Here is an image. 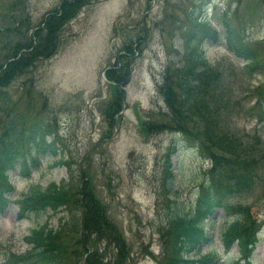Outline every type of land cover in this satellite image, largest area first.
Wrapping results in <instances>:
<instances>
[{
    "label": "rangeland",
    "instance_id": "rangeland-1",
    "mask_svg": "<svg viewBox=\"0 0 264 264\" xmlns=\"http://www.w3.org/2000/svg\"><path fill=\"white\" fill-rule=\"evenodd\" d=\"M21 1L19 13L30 14V28H24L30 35L61 2ZM10 2L0 0V17L9 12ZM262 4L263 0H96L85 7L60 34L61 49L53 58L37 64L31 74L33 68L8 90L17 99L21 116V111L25 115L23 123H38L30 132L51 133L45 139L34 137V144L40 145L36 143L39 139L43 145H54L56 154L35 156L32 163L42 164L30 176L21 174L19 164L10 170L9 181L15 190L12 202L0 211V264L8 253L23 255L31 250L26 237L32 230L47 223L56 230L63 222L80 221V212L73 208L58 214L33 213L21 219L18 200L63 182L71 186L73 199L84 198L86 184L91 192L93 189L104 203L108 221L117 223L127 240L129 264H166L164 256L171 248H165L164 242L173 241V237L163 227L169 225L176 209L183 215L192 207L210 164L186 146L182 135L168 130L155 132L154 125L167 112L158 90L164 70L168 62L182 60V33L190 24V14L211 19L222 40L204 45L205 58L221 68L232 91L230 126L242 137L259 134L264 141V120L260 118L264 108L261 111L256 93L257 88L264 87V74L249 78L244 73V61L227 48L223 26L227 22L253 42L264 40ZM11 13L14 16L16 12ZM2 23L0 19L2 33H11L15 42L21 38L16 28L6 32ZM128 45H133L130 73L118 87L124 92L122 111H111L117 86L106 79V71L121 73L119 58ZM1 46L0 63L11 55V47L7 53ZM30 82L34 87L23 88ZM172 143L177 149L172 157L173 177L166 178V156ZM171 201L176 204L171 205ZM241 203L251 205V219L264 226V185H257ZM231 222L221 213L207 224L212 239L202 246L201 255H215L218 264H237L238 246L229 253L236 258L229 261L223 247V235ZM251 261L264 264V227ZM68 264L84 262L75 258Z\"/></svg>",
    "mask_w": 264,
    "mask_h": 264
},
{
    "label": "trees",
    "instance_id": "trees-1",
    "mask_svg": "<svg viewBox=\"0 0 264 264\" xmlns=\"http://www.w3.org/2000/svg\"><path fill=\"white\" fill-rule=\"evenodd\" d=\"M22 2L11 0L7 5L9 12L0 17L6 32L16 28L18 37H21L15 42L11 33L0 30L1 47L7 53L11 47L10 57L0 63V209L5 208L13 188L10 187V170L16 169L19 164L22 175H30L35 156L55 154L54 145H43L39 139L36 143L40 145L24 144L29 141L33 145L32 139L40 138L44 130L30 132L19 125L25 115L21 111V116L17 100L8 90L18 78L27 75L39 62L51 59L60 50V34L64 28L94 1L62 0L59 7L46 14L31 35L26 32L28 29L24 30L25 27L30 28L29 13L27 17L22 16L18 10ZM11 12L16 13L12 16ZM261 14L264 15V5ZM19 19L22 22L17 24H22L21 28L14 23ZM223 26L226 28L227 47L247 62L244 73L249 78L264 74V40L253 42L227 22ZM182 36V60L180 63L168 62L159 86L168 111L158 119L155 128L184 135L188 148L195 149L210 167L206 170L207 179L198 187L194 209L183 215L176 209L169 225L164 228L174 239L167 264H195L189 255L209 242L204 225L217 209H222L229 216H241L231 225L226 237L230 240L231 237L237 238L242 243L243 256L248 259L257 246L261 225L251 219L250 208L236 200L250 196L257 185H264V141L259 134L242 137L230 126L234 108L230 97L232 91L228 89L221 68L213 67L205 58V43H219L222 39L212 22L191 13L190 24ZM132 48L133 45L126 46L119 58L121 73L113 69L107 71L108 79L113 86H117L113 92L111 111H121L124 93L118 87H122L129 77ZM256 93L262 111L264 87L257 88ZM108 115L112 119L113 114L110 112ZM260 118L264 120V110ZM166 164V178H172L171 153L167 155ZM83 188L85 199H73L71 186L63 182L60 186L54 184L47 191L37 193L34 199L21 201L23 214L26 211L38 213L48 210L58 213L60 208L75 207L82 210V220L72 227L63 223L58 230L49 229L47 224L35 229L27 238L32 251L25 256L9 254L4 264H67L72 254L86 264H127L128 246L122 232L108 221L104 205L89 190V186L86 184ZM246 220L249 229L243 225ZM114 252L115 260H107ZM204 260V263L212 264L207 258Z\"/></svg>",
    "mask_w": 264,
    "mask_h": 264
},
{
    "label": "bare ground",
    "instance_id": "bare-ground-1",
    "mask_svg": "<svg viewBox=\"0 0 264 264\" xmlns=\"http://www.w3.org/2000/svg\"><path fill=\"white\" fill-rule=\"evenodd\" d=\"M160 86V85H159Z\"/></svg>",
    "mask_w": 264,
    "mask_h": 264
}]
</instances>
